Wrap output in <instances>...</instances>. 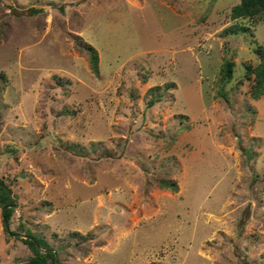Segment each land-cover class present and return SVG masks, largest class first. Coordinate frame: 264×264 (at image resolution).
I'll list each match as a JSON object with an SVG mask.
<instances>
[{
  "label": "rangeland",
  "instance_id": "374dc122",
  "mask_svg": "<svg viewBox=\"0 0 264 264\" xmlns=\"http://www.w3.org/2000/svg\"><path fill=\"white\" fill-rule=\"evenodd\" d=\"M238 2L0 0V264H26V229L59 264H264V15Z\"/></svg>",
  "mask_w": 264,
  "mask_h": 264
},
{
  "label": "trees",
  "instance_id": "16d2710c",
  "mask_svg": "<svg viewBox=\"0 0 264 264\" xmlns=\"http://www.w3.org/2000/svg\"><path fill=\"white\" fill-rule=\"evenodd\" d=\"M31 14H34L39 9L30 8L28 10ZM264 15V0H239L238 3L231 6L229 11V16L232 20L238 18H251L254 21L262 18ZM229 30H248V27H244L240 24L234 23L231 27L228 28ZM89 61H90V68L91 70L97 74L98 73V52L97 50L87 44L86 46ZM255 52L258 54L259 62L256 65H252L250 63H245L246 71H245V78L252 79L251 87H250V96L257 99L264 95V47L262 45H258L255 47ZM234 61L228 58L225 59L223 65L221 66V81L223 83L229 82L233 77L234 71ZM54 79L55 82L61 84L62 82L58 79L55 75ZM171 84H166L164 86L165 89H168ZM159 89V87H154L149 90V93H153L154 90ZM155 97H152L149 100V104H152L155 101ZM64 112H67L66 109ZM75 112H72L74 114ZM158 185L161 188L169 189L172 192H176L178 190L176 182L170 179H160L158 180ZM14 197L9 185L0 178V207L4 208V215L7 220V223L10 222V218L13 214L14 206ZM27 237L22 239L32 250V255H30L26 261V264H54L56 253L48 241L41 235L36 232H33L30 229H26ZM71 236H78L80 238L83 237L79 232L75 231L70 233ZM59 264L58 260L57 263Z\"/></svg>",
  "mask_w": 264,
  "mask_h": 264
},
{
  "label": "water",
  "instance_id": "95a60500",
  "mask_svg": "<svg viewBox=\"0 0 264 264\" xmlns=\"http://www.w3.org/2000/svg\"><path fill=\"white\" fill-rule=\"evenodd\" d=\"M2 220H3V224H4V227H5L6 231H7V233L11 234L10 231H9L8 223H7V220L5 218L4 213H2ZM14 236H16V237H24V235H20V234H14ZM56 263H57V257L55 258V261H54V264H56Z\"/></svg>",
  "mask_w": 264,
  "mask_h": 264
}]
</instances>
